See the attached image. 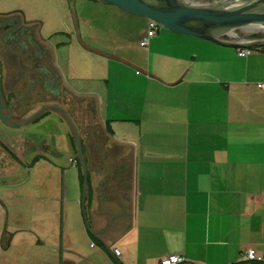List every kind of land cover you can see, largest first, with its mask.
<instances>
[{"label":"crops","instance_id":"1","mask_svg":"<svg viewBox=\"0 0 264 264\" xmlns=\"http://www.w3.org/2000/svg\"><path fill=\"white\" fill-rule=\"evenodd\" d=\"M64 1L68 31L0 15L3 117L18 126L54 104L82 142L83 156L57 110L20 129L0 119V175L17 161L23 190L36 175L27 199L54 258L42 264H115V249L119 264H264V47L242 55L160 26L141 47L150 20ZM249 249L255 262L242 260Z\"/></svg>","mask_w":264,"mask_h":264},{"label":"water","instance_id":"2","mask_svg":"<svg viewBox=\"0 0 264 264\" xmlns=\"http://www.w3.org/2000/svg\"><path fill=\"white\" fill-rule=\"evenodd\" d=\"M97 1L115 6L133 16L153 21L173 34L194 37L228 48L252 50L264 47V38L260 40L253 39L255 35L264 37V0ZM15 103H12L11 106ZM1 104L2 96L0 90V119L12 129L25 127L43 112L49 110L62 112L68 118L72 127H74L68 113L62 107L54 104L35 112L22 124L13 126L3 117ZM33 105L34 103L29 101L22 109V115L30 113L33 110ZM74 130L79 143V154L83 156L80 138L75 127ZM86 188L87 178L85 177L84 197Z\"/></svg>","mask_w":264,"mask_h":264},{"label":"rangeland","instance_id":"3","mask_svg":"<svg viewBox=\"0 0 264 264\" xmlns=\"http://www.w3.org/2000/svg\"><path fill=\"white\" fill-rule=\"evenodd\" d=\"M72 11L73 8L64 0H0L1 16L21 12L28 21L34 20L38 26H42L43 21H46L45 32L49 33L68 31L74 27L76 21L74 22L72 19L74 17ZM160 27L166 30L163 26ZM55 39L56 41L70 42L67 35H57ZM251 53L253 52L251 51ZM73 125L78 132L77 125L74 123ZM80 143H82L81 139ZM77 145L79 152V143ZM0 148L7 152L2 140ZM19 164L16 161L14 167L9 168L11 174L0 175V264L48 263L47 261L51 259V262L54 258L43 257V252L38 244L40 239L38 217L41 215L33 207L37 202L34 200L38 199V195L36 192H32L36 185V175L31 181L29 176L26 178L30 185L23 190L20 187L21 178L15 173ZM28 197H35V199H27ZM81 234H77V238L83 245L84 253L90 256L91 251L88 248L90 243H84ZM31 237L35 239L32 244L28 241V238ZM13 238L15 239L14 243H12ZM100 264L102 263L100 262Z\"/></svg>","mask_w":264,"mask_h":264},{"label":"built area","instance_id":"4","mask_svg":"<svg viewBox=\"0 0 264 264\" xmlns=\"http://www.w3.org/2000/svg\"><path fill=\"white\" fill-rule=\"evenodd\" d=\"M158 27L159 25L153 21H150L149 23V30L147 35L142 39L140 42L141 47H146L149 46L150 41L152 38H154L157 35L158 32ZM239 53L242 55H250L251 50L249 49H239ZM258 87L262 90H264V84H258ZM262 197L264 199V191L262 192ZM93 247L95 246L94 244L92 245ZM114 257H115V264H119L118 259L121 257V252L118 249H115L114 252ZM256 252L252 249H249L242 255V260L245 262H255L256 261ZM187 260L184 256L180 255H170L162 260H160L159 264H186Z\"/></svg>","mask_w":264,"mask_h":264},{"label":"trees","instance_id":"5","mask_svg":"<svg viewBox=\"0 0 264 264\" xmlns=\"http://www.w3.org/2000/svg\"><path fill=\"white\" fill-rule=\"evenodd\" d=\"M264 37L263 36H261V35H255V36H253V39H263Z\"/></svg>","mask_w":264,"mask_h":264},{"label":"flooded vegetation","instance_id":"6","mask_svg":"<svg viewBox=\"0 0 264 264\" xmlns=\"http://www.w3.org/2000/svg\"><path fill=\"white\" fill-rule=\"evenodd\" d=\"M82 148V147H81ZM82 152H83V150H82Z\"/></svg>","mask_w":264,"mask_h":264}]
</instances>
